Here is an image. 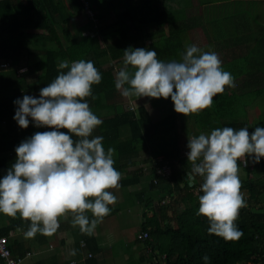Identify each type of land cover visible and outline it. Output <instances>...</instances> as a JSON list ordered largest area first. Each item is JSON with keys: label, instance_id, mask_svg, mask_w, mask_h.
I'll return each instance as SVG.
<instances>
[{"label": "trees", "instance_id": "obj_1", "mask_svg": "<svg viewBox=\"0 0 264 264\" xmlns=\"http://www.w3.org/2000/svg\"><path fill=\"white\" fill-rule=\"evenodd\" d=\"M145 2L147 7L138 3L135 11V14L142 13V20L136 19L134 14L121 15L109 25H99L98 34L85 36L80 29L72 32L67 28L82 7L79 0H0V66L8 63V68L0 67V153L15 152L23 140L36 132L54 130L35 127L30 117L29 127L21 128L13 119L17 108L14 101L22 99L24 95L39 97L41 88L51 83L61 71H67L59 69L60 61L90 60L102 75L101 83L92 87L96 99L85 98L93 113L103 121L92 135L103 136L105 150L109 147L115 149L114 167L126 176L120 182L121 187L136 185L143 177L145 172H142V168L125 172L133 163L136 164L142 151L147 162L143 166H148L151 176L149 188L161 187L163 190L156 191L157 198L164 196L162 192L175 190L179 191L178 201L185 203V208L179 212L174 223L164 218L163 213L147 218L141 228L143 233H147L144 244L153 253L165 255L164 264H206L204 256L209 257L207 264H264V203L260 201V198H264V157L259 163H252L251 157H242L243 164L245 160L248 163L244 166L246 175L240 179V191L247 192L249 201L255 204L241 208L234 222L243 232L241 238L226 241L210 234L209 220L197 215L199 196L203 195L200 190L203 178L192 173V163L179 147L178 133L180 119L184 127L191 124L190 129H185L187 139L188 136L210 134L212 130L224 127L236 130L247 127L251 134L255 131L249 112L252 98H259L264 91L253 94L249 99V95L238 96L234 90L225 89L213 97L210 108L187 116L174 110L171 97H160L166 110L157 121L152 120L144 105L130 108L129 103H109L112 93L122 91L115 87L113 71L124 67L122 51L127 44L131 46L143 42V46L132 48L154 50L157 59L165 62L177 58L173 48L175 45L171 46L170 38H165L163 29L155 34L145 30L149 25L161 26L163 18L155 8L156 3ZM124 17L129 20L124 22ZM101 18L99 21L102 23ZM112 34L118 38L113 44L104 46L103 39ZM148 35L152 36L151 42L145 38ZM157 35L161 40L155 42ZM143 39L146 41H141ZM29 58L35 61L26 62ZM21 69L26 71L18 74ZM128 70L134 72L136 69L129 66ZM71 135L74 140L78 139ZM242 160L237 161L238 166ZM15 162L16 159L5 156L0 158V179ZM166 164L171 172L163 178L157 175V166ZM255 165H258L259 172ZM169 179L172 180L171 189ZM190 182L193 184L190 185ZM164 219L166 223H163ZM28 227L23 221L8 222L2 234L10 237L14 233L27 232ZM8 247L12 255L24 256L28 252L27 246L16 242L8 241ZM0 264H3L1 258Z\"/></svg>", "mask_w": 264, "mask_h": 264}, {"label": "clouds", "instance_id": "obj_2", "mask_svg": "<svg viewBox=\"0 0 264 264\" xmlns=\"http://www.w3.org/2000/svg\"><path fill=\"white\" fill-rule=\"evenodd\" d=\"M123 54L124 67L115 81L122 95L171 97L174 110L185 116L210 108L213 97L223 93L225 86L235 87L234 77L223 70L218 54L204 52L195 44L186 47L180 61L159 60L156 51L148 48L129 47ZM129 66L136 70L130 72ZM58 67L67 71L41 88L39 97L24 95L14 101L13 119L21 128L29 127L30 117L35 127L54 130L36 132L23 140L15 149L16 162L0 179V213L15 217L19 212L31 221L25 232L28 237L55 233L59 217L69 212L74 214L73 226L91 235L110 214L108 206L117 202L108 191L118 188L121 179L114 167L115 149L105 150L103 136L92 135L103 121L85 100L96 99L92 87L101 83L102 75L90 60H63ZM187 147L192 173L203 178L197 215L209 220L210 234L226 241L239 240L243 232L234 222L247 203L240 191L237 161L251 157L252 163L260 162L264 128L256 127L251 134L247 127L216 128L208 135L188 136ZM88 211L94 219L86 215ZM203 260L207 264L209 257Z\"/></svg>", "mask_w": 264, "mask_h": 264}, {"label": "crops", "instance_id": "obj_3", "mask_svg": "<svg viewBox=\"0 0 264 264\" xmlns=\"http://www.w3.org/2000/svg\"><path fill=\"white\" fill-rule=\"evenodd\" d=\"M145 1L88 0L90 10L94 14L93 19H90L81 7L80 11L72 17L71 26L67 28L72 32L80 29L85 36H94L98 34L99 25H109L117 21L118 16L134 14L136 19L142 20V13L135 14V11L138 3L147 7ZM147 1L156 3L155 8L159 14L163 15V20L161 19L163 28L149 25L145 28L147 32L155 34L163 29L165 38H170L171 46L182 42L185 49L187 44L189 46L195 44L197 47L207 49L206 52L213 51L220 54L223 58V70L230 72L235 82V87L225 86V89L234 90L238 96L261 93L264 89V0ZM97 15L102 17V23ZM124 19V22L129 20L127 17ZM185 30L189 33L186 36ZM150 36L145 37L148 42L152 40ZM117 38L116 34L108 35L103 39L104 46L113 44ZM158 40H161L159 35L155 38V42ZM188 40L189 43H187ZM143 45V42L131 46L127 44L126 49ZM31 61L34 62L35 59L26 60L28 63ZM21 70L18 74L25 72ZM187 142L188 139H186L185 148H188ZM181 151L185 156L189 152L188 149H181ZM4 156L17 159L16 151L8 154L0 153V158ZM138 166L145 172L144 175H148L142 177L138 184L126 188L121 187L120 184L126 177L125 173L121 175L119 187L110 189L117 197V202L108 206L111 210L110 214L101 219L91 235L81 232L79 226H73L74 214L69 212L59 217L60 227L51 235L37 233L33 237H28L25 232H18L7 237L10 243L16 242L28 247L30 256L24 260L23 264H164L165 255L153 253L137 236L142 233L141 228L145 220L154 214L161 216L163 213V217L167 220L171 219L173 223L175 218L172 214L169 215L168 210L156 212V208L168 205V201L164 199L166 192H162L164 196L157 198L156 191L160 192L162 188H149L151 176L145 169L148 166L140 164ZM134 167V170L138 169L136 164ZM158 168L163 169L167 176L171 172L168 165L157 166ZM133 169L127 168L125 172H132ZM137 195H139L138 198H136ZM128 197L133 200L127 201ZM178 200L179 198L174 200L169 207L177 204ZM180 203L184 209L185 203ZM86 215L90 219L95 218L91 211L86 212ZM125 216L128 217V221L134 217L137 222L127 226ZM166 219L163 223H166ZM16 221L26 222L28 226L31 223L29 220H24L19 212L15 217L0 213L2 229L8 222ZM73 252H75L74 255Z\"/></svg>", "mask_w": 264, "mask_h": 264}, {"label": "rangeland", "instance_id": "obj_4", "mask_svg": "<svg viewBox=\"0 0 264 264\" xmlns=\"http://www.w3.org/2000/svg\"><path fill=\"white\" fill-rule=\"evenodd\" d=\"M218 0H214V2H216ZM194 26V23L191 22ZM183 31V30H182ZM189 33L187 32V30H185V36L188 35ZM189 43V40L188 42ZM178 44V43H177ZM179 46H182L181 48H179ZM186 46H189L188 44ZM173 48H175V55L177 56L176 58V61H180L182 59V53L185 52L186 48L184 49V45L181 43H179L178 45H175L173 46ZM200 48L202 51L206 52L207 49L203 48V47H198ZM124 51V50H123ZM122 51V53H123ZM218 54V53H217ZM219 58L221 59V61L223 60L222 56H220V54H218ZM225 58V57H224ZM26 61V60H25ZM223 62V61H222ZM121 69V67H118L116 68V70L113 71V75L115 76V80H116V76H117V73L118 71ZM22 72V71H21ZM264 91L261 90V93ZM253 94L249 95V99L252 97ZM162 98V97H161ZM161 98H151V97H146V96H141V97H136V96H130V97H125L122 95V91H116L115 93H112L111 94V100H109V103H115V104H122V103H125V104H128L129 107H134V108H137V106H141V105H144L147 110L149 111V114L152 118L153 121H157L159 118H161L162 114L165 113V106H163L164 104H162L161 102ZM256 97H253L252 100H253V104L252 106L250 107L251 108V111L250 112V115L252 116L251 117V126L252 128H256V127H260V128H264V92L263 94L259 97V98H256ZM255 99V100H254ZM249 102H252L249 100ZM171 104L169 103L168 106H170ZM171 108V106H170ZM259 118V119H258ZM260 123V124H259ZM178 132H179V146L181 149H188V148H185L186 147V136H185V129H190L191 128V124L188 123L186 124V127L183 126L181 120L179 119L178 120ZM189 150V149H188ZM144 153L141 151L139 157H138V160L136 162V166L139 168V164L143 166V163L146 162L144 161ZM242 160V158H241ZM242 162V164L239 166V178L240 179H243L246 175L245 171H244V164H243V160L240 161V163ZM167 166V164L165 165ZM255 167H257V170L259 172V167L258 165H255ZM133 169L135 168L134 167V163L132 164V166L129 167V169ZM177 168V166H176ZM145 169H148V167H145ZM134 170V169H133ZM143 172V170H142ZM261 172V171H260ZM264 173H262L263 175ZM148 174H145L143 177H146ZM261 175V174H260ZM264 176V175H263ZM170 183H169V189H171L173 187L172 184V180L169 179ZM108 191H112L110 189H108ZM244 196V199L246 200V203L247 205L253 207V204H255L253 201H249V198H248V193L247 192H241ZM179 191H175V190H171V191H167L166 192V196H165V200H167V204L166 206L164 207H159V208H156L157 211L156 212H159L161 213L163 210H168L169 212V215L172 216L176 219L178 213L183 209L182 205H180L181 203L180 202H176L177 204H173L171 207H169L170 204H172V202L176 199H178L179 197ZM119 199V197H118ZM261 200V203H264V198H260ZM133 199L131 198H127V201H131ZM155 202V200H154ZM166 202L164 204H166ZM260 204V203H259ZM166 208V209H165ZM132 210H134V207H132ZM254 211V210H253ZM151 214V213H149ZM127 217V216H125ZM131 221V222H130ZM136 223L137 221H135V218L134 217H131V219L128 221V217L125 218V223L126 225H132L133 223ZM143 233V232H142ZM141 233V234H142ZM140 235V234H139Z\"/></svg>", "mask_w": 264, "mask_h": 264}, {"label": "built area", "instance_id": "obj_5", "mask_svg": "<svg viewBox=\"0 0 264 264\" xmlns=\"http://www.w3.org/2000/svg\"><path fill=\"white\" fill-rule=\"evenodd\" d=\"M82 5L83 10L86 12L87 16L90 19H93L94 14L90 10L88 0H79ZM1 68H8V63L1 64ZM157 175H161L163 178L167 177L163 169H157ZM191 179V177H190ZM193 183L190 182V185ZM139 240H144L147 238V233H142L137 236ZM30 256V253H25L24 256H14L11 253V250L8 247V238L2 234V227L0 226V258L3 261V264H23L24 260Z\"/></svg>", "mask_w": 264, "mask_h": 264}]
</instances>
